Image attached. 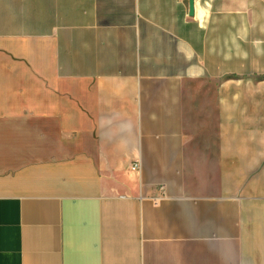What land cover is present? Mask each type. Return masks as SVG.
I'll return each instance as SVG.
<instances>
[{"label": "crops", "instance_id": "0c3cea01", "mask_svg": "<svg viewBox=\"0 0 264 264\" xmlns=\"http://www.w3.org/2000/svg\"><path fill=\"white\" fill-rule=\"evenodd\" d=\"M0 264H264V0H0Z\"/></svg>", "mask_w": 264, "mask_h": 264}, {"label": "built area", "instance_id": "2783aa9c", "mask_svg": "<svg viewBox=\"0 0 264 264\" xmlns=\"http://www.w3.org/2000/svg\"><path fill=\"white\" fill-rule=\"evenodd\" d=\"M138 167H139V165H138V164H135L134 167H133V170H137ZM160 191L162 192V196L159 197L158 200L161 199V198H164V197H165V194H164L165 187H164V186H161V187H160Z\"/></svg>", "mask_w": 264, "mask_h": 264}, {"label": "water", "instance_id": "95a60500", "mask_svg": "<svg viewBox=\"0 0 264 264\" xmlns=\"http://www.w3.org/2000/svg\"><path fill=\"white\" fill-rule=\"evenodd\" d=\"M190 9H191V12L193 11V0H190Z\"/></svg>", "mask_w": 264, "mask_h": 264}]
</instances>
